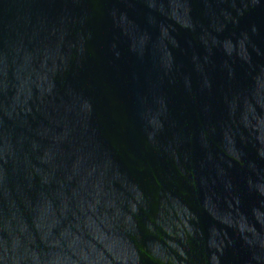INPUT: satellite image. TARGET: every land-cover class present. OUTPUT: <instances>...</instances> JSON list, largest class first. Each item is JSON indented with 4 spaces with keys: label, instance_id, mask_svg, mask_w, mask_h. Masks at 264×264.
<instances>
[{
    "label": "water",
    "instance_id": "obj_1",
    "mask_svg": "<svg viewBox=\"0 0 264 264\" xmlns=\"http://www.w3.org/2000/svg\"><path fill=\"white\" fill-rule=\"evenodd\" d=\"M0 264H264V0H0Z\"/></svg>",
    "mask_w": 264,
    "mask_h": 264
}]
</instances>
